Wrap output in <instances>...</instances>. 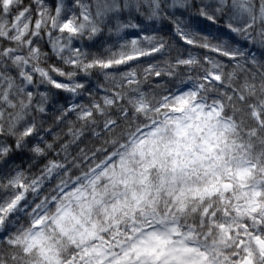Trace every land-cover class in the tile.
Returning a JSON list of instances; mask_svg holds the SVG:
<instances>
[{"label":"clouds","instance_id":"1","mask_svg":"<svg viewBox=\"0 0 264 264\" xmlns=\"http://www.w3.org/2000/svg\"><path fill=\"white\" fill-rule=\"evenodd\" d=\"M0 264H264V0H0Z\"/></svg>","mask_w":264,"mask_h":264}]
</instances>
